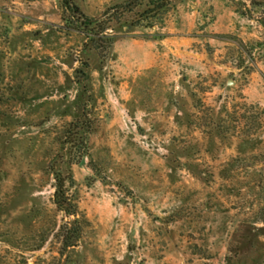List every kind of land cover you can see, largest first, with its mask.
<instances>
[{"label": "rangeland", "instance_id": "rangeland-1", "mask_svg": "<svg viewBox=\"0 0 264 264\" xmlns=\"http://www.w3.org/2000/svg\"><path fill=\"white\" fill-rule=\"evenodd\" d=\"M161 1L0 0V264H264V0Z\"/></svg>", "mask_w": 264, "mask_h": 264}, {"label": "trees", "instance_id": "trees-1", "mask_svg": "<svg viewBox=\"0 0 264 264\" xmlns=\"http://www.w3.org/2000/svg\"><path fill=\"white\" fill-rule=\"evenodd\" d=\"M63 1L65 7L71 8L73 13L80 14L78 7L73 4V0ZM164 6L165 4L159 0L157 8L162 9ZM91 26L99 27L100 25H98V21L86 18L85 20L79 21L78 28L81 30V32H84L87 35V38H89L91 42H93L94 36L99 35L100 33L102 34L103 29L96 33H91L93 31L90 29ZM95 48L96 50L100 49L98 45H95ZM81 124V122H76V124L72 125V128L66 133L67 137L69 138V136L72 137V135H78L76 130H78ZM69 142L73 147L76 148V152L78 154L77 163H81L85 157V146L82 143V139L79 138L77 141L69 140ZM52 176L54 180V205L59 212L64 214L65 217H74L69 228L62 227L64 232L62 235V246L63 250H66L68 248L74 247L81 237V227L78 223V208L73 202L71 196L68 194V187L73 185L74 180L70 172L64 173L61 169L53 170Z\"/></svg>", "mask_w": 264, "mask_h": 264}]
</instances>
